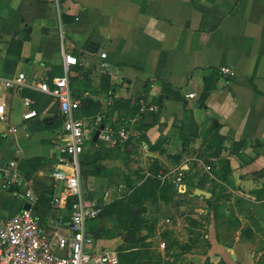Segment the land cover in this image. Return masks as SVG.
I'll return each instance as SVG.
<instances>
[{
	"label": "crops",
	"instance_id": "1",
	"mask_svg": "<svg viewBox=\"0 0 264 264\" xmlns=\"http://www.w3.org/2000/svg\"><path fill=\"white\" fill-rule=\"evenodd\" d=\"M63 50L78 60L70 65L69 80L73 95L81 101L80 117L102 113L108 122L123 121L149 146L145 150L136 136L115 149L88 144L82 161H92L82 162L81 177L86 196L100 199L103 180L132 176L138 169L143 174L157 170L165 180L182 171L180 190L175 185L171 194L173 198L175 192L180 194V210L161 202L159 210L167 215L158 213L157 224L169 225L182 239L179 232L188 226L184 201L205 205L186 214L197 218L196 212L204 211L209 244L207 252L187 251L182 261L263 264L259 261L264 251L254 258L258 252L241 234L249 227L258 234L248 212L257 216L264 210V0H0V78L24 73L29 85L51 81L64 75ZM102 52L107 53L113 74L101 71ZM225 66L235 74L224 75L220 69ZM189 93L194 97H187ZM25 96L35 100L31 109L37 111L29 119H24ZM141 99L158 105L159 111L141 112ZM10 127L18 131L9 132ZM61 131L62 117L51 96L33 87L18 91L0 83V219L25 208L27 187L40 197L59 193L52 172L60 157ZM205 131L220 134L231 148L221 156L231 164L228 179L220 177L221 169L213 178L231 194L229 205L220 211L232 213L238 225L225 215H215L209 205L208 199L219 197L213 182L198 185L196 180L192 185L185 178L196 172L185 153L191 146H200ZM12 160L22 177L14 192L4 186L1 170ZM207 164L214 168L213 163ZM197 189L210 192L211 197L195 195ZM34 210L47 229L58 216L69 217L68 210H53L43 200ZM139 210H134L137 216ZM99 218L103 221L87 223L93 251H117L113 246L122 242L121 237H109L99 228L106 217Z\"/></svg>",
	"mask_w": 264,
	"mask_h": 264
},
{
	"label": "built area",
	"instance_id": "2",
	"mask_svg": "<svg viewBox=\"0 0 264 264\" xmlns=\"http://www.w3.org/2000/svg\"><path fill=\"white\" fill-rule=\"evenodd\" d=\"M63 57L64 75L54 77L51 81H39L29 85L24 73L11 78H0V83L7 88L22 91L26 87H33L57 101L62 117V131L60 157L56 169L52 172V178L60 184V191L52 197L51 208L56 211L68 210L69 213L68 218L58 216L54 226L47 229L41 224L34 210L40 196L31 187L24 189L23 196L31 208H24L7 219H0V264H120L116 250L102 253L93 251L94 239L87 229V223L100 217L108 204L122 199L127 192L119 187L106 190L101 200L86 196L81 183L82 158L88 144H93L97 149H115L127 145L134 136L140 141L141 136L134 135L123 121L108 122L102 113L87 117L78 115L81 101L73 95L69 80L70 65L77 64L78 60L65 50ZM106 58L107 53L102 52L100 69L104 73L113 74ZM220 70L227 76L235 74L230 67H221ZM194 95L195 93H189L187 97ZM112 102L110 97L109 104ZM23 103L28 107L24 119L35 117L37 111L31 109L35 100L25 96ZM139 103L141 112H157L160 109L158 105H149L143 99ZM8 131L18 130L10 127ZM96 134L98 136L95 140ZM140 142L145 150L149 149L147 143ZM198 164L206 172H212V165L203 161H198ZM1 170L4 186L17 191L22 183L18 163L12 160ZM146 175L155 176L152 172H147ZM157 177L162 181L166 178L161 173ZM183 181L184 173L180 171L174 179V184L179 190Z\"/></svg>",
	"mask_w": 264,
	"mask_h": 264
},
{
	"label": "rangeland",
	"instance_id": "3",
	"mask_svg": "<svg viewBox=\"0 0 264 264\" xmlns=\"http://www.w3.org/2000/svg\"><path fill=\"white\" fill-rule=\"evenodd\" d=\"M202 134L203 141L200 146H191V148L187 149L185 153V156L189 159L191 167H194L196 171L187 175L185 178L192 185L196 182V180H198V185L201 184L202 181L213 182V187H215L213 188V191H217V193H219L218 207L215 209V215H218L219 217L220 215H225L228 219L236 222L237 218L232 213H230L231 215H227L223 210V213L220 211V207L224 209V207L229 205L228 201L231 194H228L224 186L218 183L217 179L213 178V175L216 176V174L219 173L222 163L226 159L221 156L226 152L224 151L225 148H230L229 144L210 132L205 131ZM230 145L232 149H237L234 143H231ZM215 156L218 158L217 162H213L211 160V158ZM199 160H203L206 164L207 162L214 164L212 174H208L200 169L198 164ZM140 171L141 169H138L136 174L131 173L132 176L123 174L118 175L119 177L117 179L111 178L108 181L105 179V181L103 180V182H101V185L99 184V189H103H101L103 192L100 190V193L102 192L100 199L103 198L104 191L113 187H125L127 192L125 199L121 201L114 200L111 205L108 206L105 213L102 215L106 217L104 224L99 226V228L102 227L101 229H104L103 231H105L109 237H121L122 242L114 245L113 247H115L118 253H120L122 257V264H142L147 260L155 264H175L176 262L183 264H208L209 261L205 260L193 261L189 259L187 261H182V259L186 260L187 258L183 255L193 248H195L198 252H207L209 249V244H207V239L205 238L206 232L203 224L205 215L204 211L200 210L203 209L205 205L195 204L191 200L184 201L188 203V208H186L184 212V223H187L188 226H185L184 229H181L179 232V235L183 236V238L180 239L179 236H176L175 230L171 229L169 225L165 226V224H163L158 226L157 224L158 213H160L162 217L167 215V213H162L159 210L162 208L160 204L161 202L167 205H173L176 209L180 210L181 202H183L180 194L175 192L176 196L171 199H168L167 196V192L172 193L175 191L174 179L176 175H171V178L168 180L166 179L165 181L158 179L160 180V183L159 186L156 187L154 185L152 186V183L149 180L152 176L147 177L146 173L143 174V172ZM197 174L198 177H201L200 181L195 178ZM216 178H218V176H216ZM232 181L237 182V179L234 178ZM194 186H196V184ZM258 191H260V189L253 192L255 193ZM255 196L262 197L263 195L255 194ZM197 205L200 206L199 211L196 212L198 215L197 218H193L186 214L188 209L194 211L195 206ZM137 207L140 209L138 216H140L141 219L136 221L134 218V210H137ZM245 207L246 210L249 211V207H247V205ZM144 211L150 213H145ZM248 218L254 221L255 230L258 234L256 235L252 228L249 227L243 229L241 235L244 240L250 241L253 246L252 251L255 252L256 249V252H258L257 254L254 253L255 258L258 256L260 251H264V210L258 212L257 216H254V214L250 211L248 212ZM141 220L143 221L142 225L140 224ZM100 221L103 220L99 217L95 220L97 223H100ZM237 223L238 222H236V225L239 224ZM199 224L201 226H199ZM133 225H136L137 227L135 230V237L137 239L134 240L130 237L128 240V232ZM249 247L251 248V246ZM171 248L174 249L172 250ZM169 250H172L173 252L170 253ZM163 254L167 255L166 257L168 258H163ZM259 262L264 264V253L263 256L260 257Z\"/></svg>",
	"mask_w": 264,
	"mask_h": 264
},
{
	"label": "trees",
	"instance_id": "4",
	"mask_svg": "<svg viewBox=\"0 0 264 264\" xmlns=\"http://www.w3.org/2000/svg\"><path fill=\"white\" fill-rule=\"evenodd\" d=\"M104 79H105L106 81H108V80H109V77H108V76H105ZM160 104H161V102H160ZM79 111H80V110H79ZM78 115H79V116L81 115L80 112L78 113ZM153 118H154V120H156L155 117H153ZM217 137H218L219 139H222V136H221L220 134H217ZM187 145H188V142L185 141L184 146H187ZM92 159H93V160H96V159H97V156L93 157ZM91 161H92V160H84V161H82V162H83L84 164H88V163H90ZM212 170H214V169H212ZM230 170H231V164H230V161H229V159H225V160L223 161V163H222V167H221V171H220V177H221L222 179L227 180V179H228V174H229ZM152 174H154L155 176H152V178H150L149 180H150V182L152 183V186L154 185V186L158 187V186H159V183H160V180H158L159 178L157 177V175L159 174V172H157V170H154V171L152 172ZM150 177H151V176H150ZM195 178L199 179V181H200V178H201V177H198V174H197ZM163 188H164V187H163ZM163 188H162V189H163ZM11 190H12V189H11ZM12 191L14 192L15 190H12ZM171 194H172L171 192H167L168 199H169V198H170V199L172 198ZM51 199H52V197L50 198V197H48V196L43 195V196L40 197L38 203H40V202L43 200L44 202L50 203V206H51ZM218 200H219V197H217V200H216V201H214L212 198L208 199L207 201H208L209 205L214 206V208L216 209V208L218 207ZM106 209H107V208H106ZM106 209L104 210V213H105ZM104 213H102V215H103ZM134 218H135L136 221L139 219V216H137V215L135 214V212H134ZM141 227H142V226H141ZM136 228H137L136 225H133V226L129 229V232H128V235H129L131 238H133L134 240L137 239V238L135 237V230H136ZM119 257H120V264H122V257H121V255H120V253H119Z\"/></svg>",
	"mask_w": 264,
	"mask_h": 264
},
{
	"label": "water",
	"instance_id": "5",
	"mask_svg": "<svg viewBox=\"0 0 264 264\" xmlns=\"http://www.w3.org/2000/svg\"><path fill=\"white\" fill-rule=\"evenodd\" d=\"M97 134L95 135V140L97 139ZM195 195H198V196H204V197H206V198H210L211 197V193L210 192H208V191H206V190H204V189H197L196 191H195ZM25 208L26 209H29V208H31V205H30V203H27L26 205H25Z\"/></svg>",
	"mask_w": 264,
	"mask_h": 264
}]
</instances>
